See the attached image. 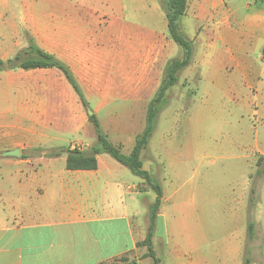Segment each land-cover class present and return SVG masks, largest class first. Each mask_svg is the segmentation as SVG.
I'll return each mask as SVG.
<instances>
[{
	"label": "crops",
	"instance_id": "1",
	"mask_svg": "<svg viewBox=\"0 0 264 264\" xmlns=\"http://www.w3.org/2000/svg\"><path fill=\"white\" fill-rule=\"evenodd\" d=\"M180 29L191 35L193 54L201 53L190 66L203 76L215 79L230 68L247 90L259 89L264 0H188ZM30 41L70 70L88 107L57 68L0 71V160L45 168L10 174L11 189L0 191V264L121 263L146 236L147 217L136 220L147 215L149 187L127 184L122 165L108 154L96 155L94 170H68L66 153L48 154L65 137L73 138L69 150L77 145L88 152L95 145L87 109L108 142L130 154L166 63L179 59L165 13L158 0H0V60L12 59ZM15 149L19 158L2 156ZM263 155L264 149L257 154ZM58 160L64 169L52 168ZM160 208L155 226L163 218ZM153 239L162 249L169 239L154 228L157 255ZM246 241L244 228L225 253L214 255L216 264H243ZM169 254V264H212L211 253Z\"/></svg>",
	"mask_w": 264,
	"mask_h": 264
},
{
	"label": "rangeland",
	"instance_id": "2",
	"mask_svg": "<svg viewBox=\"0 0 264 264\" xmlns=\"http://www.w3.org/2000/svg\"><path fill=\"white\" fill-rule=\"evenodd\" d=\"M183 33L191 40L187 31ZM176 47L175 57L181 58V49ZM193 56V60H200L201 53L195 51ZM190 65L180 71L178 82L166 92L167 105L158 114L141 156L142 168L164 189L163 218L154 228L156 236L169 242L162 249L153 239L157 256L169 264V253L174 250L186 257L194 250L211 253L212 264H216L214 255L225 253L226 244L238 239L252 223L257 236L246 241L244 257H249L251 264H264V171L259 174L262 166L257 164V154L264 149V62L258 63L263 73L259 89L253 86L249 90L247 82L230 68L214 79L211 73L203 76L199 68ZM71 140L65 137L60 147L52 149L66 148ZM6 161L0 160V191L11 189L10 174L45 169L43 163ZM54 166L64 169V162L58 160ZM121 167L127 184L141 183L142 179ZM148 189L147 205L155 197ZM142 206L146 204L141 202V210ZM145 217L136 221L143 222ZM190 238L194 249L190 248ZM145 251L138 248L126 259L149 264ZM135 259L113 263L136 264Z\"/></svg>",
	"mask_w": 264,
	"mask_h": 264
},
{
	"label": "trees",
	"instance_id": "3",
	"mask_svg": "<svg viewBox=\"0 0 264 264\" xmlns=\"http://www.w3.org/2000/svg\"><path fill=\"white\" fill-rule=\"evenodd\" d=\"M188 0H162L161 7L165 13L167 32L170 39L181 49L182 56L179 59L169 60L164 68V74L159 88L154 97L147 105L145 128L141 134L136 136L133 149L129 155H124L120 152V148L111 145L103 134L98 119L95 114L88 117L94 128L96 135V143L88 152L70 151L66 148L53 150L48 156L60 155L66 153L65 167L68 170H94L97 168L96 155L108 154L115 161L126 167L131 174L142 179V181L154 192V200L148 206L147 219L148 225L146 236L143 241L136 243L137 247L146 249L144 258H149L151 264H160L152 243V236L155 227L156 217L162 203L163 190L161 185L151 176V174L142 168L140 155L148 146L149 140L154 132L156 119L158 114L167 105L166 92L178 82L180 71L188 67L193 59V42L188 39L180 29V20L186 11ZM263 1V0H262ZM31 57L26 59L25 57ZM22 68L25 70L34 68H57L60 70L69 84L72 86L78 95L81 103L85 108L88 107L83 94L72 76L70 70L53 56L43 52L36 47L32 41L26 49L20 51L12 59L6 61L0 60V71ZM42 150V149H41ZM264 157L257 160L258 166H262L258 171L260 174L264 171ZM253 193V192H252ZM253 224L249 223L247 227V240L252 239ZM120 261H127L125 257H121ZM114 264V263H111ZM243 264H251L249 257L245 256Z\"/></svg>",
	"mask_w": 264,
	"mask_h": 264
},
{
	"label": "water",
	"instance_id": "4",
	"mask_svg": "<svg viewBox=\"0 0 264 264\" xmlns=\"http://www.w3.org/2000/svg\"><path fill=\"white\" fill-rule=\"evenodd\" d=\"M87 114L90 116L92 113L89 109H87ZM4 157H12V158H19L20 157V152L18 149L8 151L2 154Z\"/></svg>",
	"mask_w": 264,
	"mask_h": 264
},
{
	"label": "built area",
	"instance_id": "5",
	"mask_svg": "<svg viewBox=\"0 0 264 264\" xmlns=\"http://www.w3.org/2000/svg\"><path fill=\"white\" fill-rule=\"evenodd\" d=\"M70 151H78V152H82V148L77 146V145H71L70 146Z\"/></svg>",
	"mask_w": 264,
	"mask_h": 264
}]
</instances>
